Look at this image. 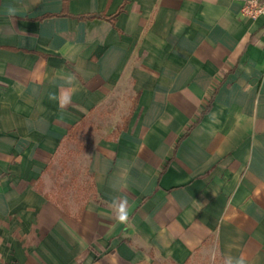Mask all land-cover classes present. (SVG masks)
<instances>
[{
	"label": "crops",
	"instance_id": "1",
	"mask_svg": "<svg viewBox=\"0 0 264 264\" xmlns=\"http://www.w3.org/2000/svg\"><path fill=\"white\" fill-rule=\"evenodd\" d=\"M241 6L0 0V264H264V18ZM74 139L91 197L66 207Z\"/></svg>",
	"mask_w": 264,
	"mask_h": 264
},
{
	"label": "rangeland",
	"instance_id": "2",
	"mask_svg": "<svg viewBox=\"0 0 264 264\" xmlns=\"http://www.w3.org/2000/svg\"><path fill=\"white\" fill-rule=\"evenodd\" d=\"M85 150L86 145L83 141L69 140L68 145L61 150L57 158L53 175L55 189L51 197L64 206L69 201L80 206L91 197L90 180L82 172L81 158Z\"/></svg>",
	"mask_w": 264,
	"mask_h": 264
},
{
	"label": "clouds",
	"instance_id": "3",
	"mask_svg": "<svg viewBox=\"0 0 264 264\" xmlns=\"http://www.w3.org/2000/svg\"><path fill=\"white\" fill-rule=\"evenodd\" d=\"M66 83L71 87L74 85V77H69ZM50 99L56 100L55 94L50 95ZM71 103V94L65 90L61 93L59 98V104L62 108L67 107ZM113 207L115 210L116 219L118 222L125 223L128 221V202L126 199H119L113 201ZM224 264H248L245 255L241 254L239 257L227 256L224 259Z\"/></svg>",
	"mask_w": 264,
	"mask_h": 264
},
{
	"label": "built area",
	"instance_id": "4",
	"mask_svg": "<svg viewBox=\"0 0 264 264\" xmlns=\"http://www.w3.org/2000/svg\"><path fill=\"white\" fill-rule=\"evenodd\" d=\"M241 15L249 20L255 21L264 18V0H241Z\"/></svg>",
	"mask_w": 264,
	"mask_h": 264
}]
</instances>
